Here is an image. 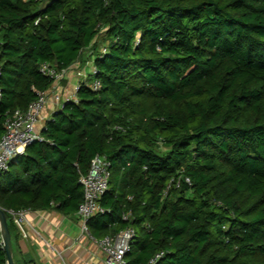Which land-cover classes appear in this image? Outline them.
<instances>
[{
	"label": "trees",
	"instance_id": "obj_1",
	"mask_svg": "<svg viewBox=\"0 0 264 264\" xmlns=\"http://www.w3.org/2000/svg\"><path fill=\"white\" fill-rule=\"evenodd\" d=\"M87 56L77 101L0 177L11 233L12 211L79 212L101 155L107 211L88 227H133L127 264H264V0H0V142L53 87L42 64Z\"/></svg>",
	"mask_w": 264,
	"mask_h": 264
},
{
	"label": "built area",
	"instance_id": "obj_2",
	"mask_svg": "<svg viewBox=\"0 0 264 264\" xmlns=\"http://www.w3.org/2000/svg\"><path fill=\"white\" fill-rule=\"evenodd\" d=\"M106 49H104V52ZM92 73H96L97 69L92 65ZM41 72L54 79V84L51 90L40 93L39 98L33 102L26 111L20 109L7 115L5 119V132L0 142V177L6 173L10 168L11 161L18 155L25 153L26 148L38 141H43L44 138L37 128V124L43 118V112L50 100L57 103H63L62 107L67 101H77V92L80 88L79 82L71 95L64 100L60 90L61 82L68 74V69L57 71L48 63L41 65ZM3 75V68L0 64V84ZM86 80L87 73L79 72ZM95 90L99 89L100 82L96 81L91 85ZM2 92L0 89V98ZM111 163L104 156L97 155L91 164V169L88 175L82 176L80 182L84 186V201L79 208V216L81 218V225L84 231L90 232L88 227L89 220L98 213H105L107 209L101 205L100 201L103 195L109 188V180L111 177L110 171ZM185 181L191 184L189 177ZM27 211L11 212L14 222L21 232L27 236L24 228V221ZM129 216L125 215V219ZM136 236V230L129 227L117 235L105 236L102 239H96L98 245L105 253V264H127L126 254L130 249V244ZM163 253L158 254L155 259L151 261L154 264ZM6 264H9L7 261Z\"/></svg>",
	"mask_w": 264,
	"mask_h": 264
},
{
	"label": "crops",
	"instance_id": "obj_3",
	"mask_svg": "<svg viewBox=\"0 0 264 264\" xmlns=\"http://www.w3.org/2000/svg\"><path fill=\"white\" fill-rule=\"evenodd\" d=\"M83 67L77 62L68 69L60 85L63 102L71 95L74 86L84 79L83 75L78 76L79 72L86 73ZM62 104L54 100L48 102L43 118L37 124L40 132L62 108ZM24 228L27 236L17 226L12 233L16 264H105V253L98 245L97 238L83 230L78 212L66 215L56 208L29 210ZM0 237L2 239L1 233Z\"/></svg>",
	"mask_w": 264,
	"mask_h": 264
},
{
	"label": "water",
	"instance_id": "obj_4",
	"mask_svg": "<svg viewBox=\"0 0 264 264\" xmlns=\"http://www.w3.org/2000/svg\"><path fill=\"white\" fill-rule=\"evenodd\" d=\"M0 233L2 243L8 255L9 264H16L13 258L12 233L9 227L7 213L2 207H0Z\"/></svg>",
	"mask_w": 264,
	"mask_h": 264
},
{
	"label": "rangeland",
	"instance_id": "obj_5",
	"mask_svg": "<svg viewBox=\"0 0 264 264\" xmlns=\"http://www.w3.org/2000/svg\"><path fill=\"white\" fill-rule=\"evenodd\" d=\"M86 62H85V64H84V67H83V69H85L86 70V73H87V75H89L90 73H92V68H91V66H92V64H91V66L89 65V63H91V61H90V58L87 56V58H86ZM78 72V71H77ZM78 76H79V73H78ZM78 84V83H77ZM75 87V86H74ZM74 90V88L72 89V91ZM71 91V92H72Z\"/></svg>",
	"mask_w": 264,
	"mask_h": 264
}]
</instances>
